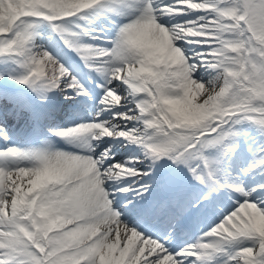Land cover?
I'll return each instance as SVG.
<instances>
[{
    "label": "snow or ice",
    "instance_id": "6c2138e0",
    "mask_svg": "<svg viewBox=\"0 0 264 264\" xmlns=\"http://www.w3.org/2000/svg\"><path fill=\"white\" fill-rule=\"evenodd\" d=\"M0 264H264V0H0Z\"/></svg>",
    "mask_w": 264,
    "mask_h": 264
},
{
    "label": "bare ground",
    "instance_id": "6f19581e",
    "mask_svg": "<svg viewBox=\"0 0 264 264\" xmlns=\"http://www.w3.org/2000/svg\"><path fill=\"white\" fill-rule=\"evenodd\" d=\"M59 120H61V121H59ZM9 121H11V123L9 124V127L11 128V124H12V122L13 121H15V120H9ZM54 123L55 122H59V123H62L63 122V118L61 117V116H57L56 117V120L55 121H53ZM9 123V122H8ZM14 123V122H13ZM43 131H41V133H42ZM17 136V135H16ZM18 137V136H17ZM19 138V137H18ZM36 139V136L34 137V139L33 140H35ZM19 140H20V138H19ZM21 142H23L22 140H20Z\"/></svg>",
    "mask_w": 264,
    "mask_h": 264
}]
</instances>
